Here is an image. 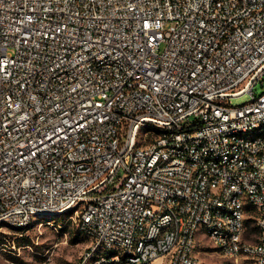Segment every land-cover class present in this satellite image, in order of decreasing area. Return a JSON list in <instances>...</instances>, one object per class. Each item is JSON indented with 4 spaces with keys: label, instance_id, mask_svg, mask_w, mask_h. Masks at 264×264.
Here are the masks:
<instances>
[{
    "label": "built area",
    "instance_id": "2783aa9c",
    "mask_svg": "<svg viewBox=\"0 0 264 264\" xmlns=\"http://www.w3.org/2000/svg\"><path fill=\"white\" fill-rule=\"evenodd\" d=\"M263 76L264 0H0V228L69 213L80 264H199L203 234L264 264Z\"/></svg>",
    "mask_w": 264,
    "mask_h": 264
},
{
    "label": "rangeland",
    "instance_id": "374dc122",
    "mask_svg": "<svg viewBox=\"0 0 264 264\" xmlns=\"http://www.w3.org/2000/svg\"><path fill=\"white\" fill-rule=\"evenodd\" d=\"M264 93V76L254 87V95ZM252 100V94L230 98L232 106ZM68 214L36 217L24 229L2 226L0 228V264H80L88 239L77 230L76 222ZM251 222L246 239L254 241L258 235ZM199 264H252L245 257L237 259L224 255L207 234L199 235L196 246ZM162 259L154 264H161Z\"/></svg>",
    "mask_w": 264,
    "mask_h": 264
},
{
    "label": "trees",
    "instance_id": "16d2710c",
    "mask_svg": "<svg viewBox=\"0 0 264 264\" xmlns=\"http://www.w3.org/2000/svg\"><path fill=\"white\" fill-rule=\"evenodd\" d=\"M252 221H253L252 219H247L246 220V227H247V229L250 227ZM22 229H24V228H22ZM252 230L253 231H256L258 233V227L256 225H254V227H252Z\"/></svg>",
    "mask_w": 264,
    "mask_h": 264
}]
</instances>
